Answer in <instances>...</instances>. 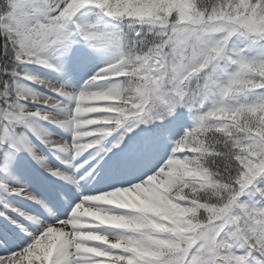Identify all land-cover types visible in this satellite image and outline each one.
Returning a JSON list of instances; mask_svg holds the SVG:
<instances>
[{
	"label": "snow or ice",
	"instance_id": "6c2138e0",
	"mask_svg": "<svg viewBox=\"0 0 264 264\" xmlns=\"http://www.w3.org/2000/svg\"><path fill=\"white\" fill-rule=\"evenodd\" d=\"M0 264H264V0H0Z\"/></svg>",
	"mask_w": 264,
	"mask_h": 264
}]
</instances>
